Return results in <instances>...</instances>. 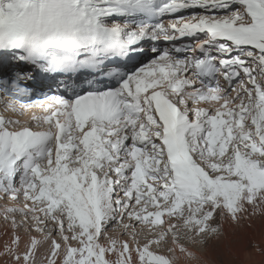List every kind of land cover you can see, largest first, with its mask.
I'll list each match as a JSON object with an SVG mask.
<instances>
[{"label": "snow or ice", "instance_id": "6c2138e0", "mask_svg": "<svg viewBox=\"0 0 264 264\" xmlns=\"http://www.w3.org/2000/svg\"><path fill=\"white\" fill-rule=\"evenodd\" d=\"M0 99L12 264H204L264 215V0H0Z\"/></svg>", "mask_w": 264, "mask_h": 264}, {"label": "bare ground", "instance_id": "6f19581e", "mask_svg": "<svg viewBox=\"0 0 264 264\" xmlns=\"http://www.w3.org/2000/svg\"><path fill=\"white\" fill-rule=\"evenodd\" d=\"M0 114L22 121L28 120L30 115L29 113L18 117L11 112H5L1 105ZM8 231L10 230L3 220H0V264H12L8 256L2 255L3 245L9 238L5 235ZM224 231L225 235L219 239H209L206 244L201 245L203 250L200 254L204 264H264V215L242 218L238 224L228 222ZM42 253L43 249L37 256V264L43 262Z\"/></svg>", "mask_w": 264, "mask_h": 264}, {"label": "rangeland", "instance_id": "374dc122", "mask_svg": "<svg viewBox=\"0 0 264 264\" xmlns=\"http://www.w3.org/2000/svg\"><path fill=\"white\" fill-rule=\"evenodd\" d=\"M21 233L24 234L23 231H21ZM116 235L119 236V233H116ZM196 250H198L199 252H201L203 250L202 249V246H198V248Z\"/></svg>", "mask_w": 264, "mask_h": 264}]
</instances>
